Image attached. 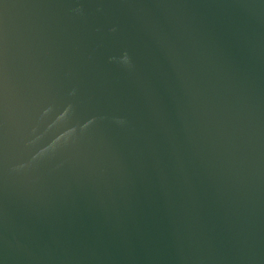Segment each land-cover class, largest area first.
Instances as JSON below:
<instances>
[{
	"label": "water",
	"instance_id": "obj_1",
	"mask_svg": "<svg viewBox=\"0 0 264 264\" xmlns=\"http://www.w3.org/2000/svg\"><path fill=\"white\" fill-rule=\"evenodd\" d=\"M0 264H264V0H0Z\"/></svg>",
	"mask_w": 264,
	"mask_h": 264
},
{
	"label": "clouds",
	"instance_id": "obj_2",
	"mask_svg": "<svg viewBox=\"0 0 264 264\" xmlns=\"http://www.w3.org/2000/svg\"><path fill=\"white\" fill-rule=\"evenodd\" d=\"M124 58H125V61L128 62V57H127V55H125Z\"/></svg>",
	"mask_w": 264,
	"mask_h": 264
}]
</instances>
